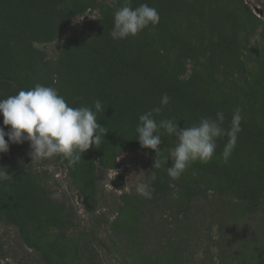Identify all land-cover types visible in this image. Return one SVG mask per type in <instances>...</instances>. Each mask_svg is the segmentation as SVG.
Wrapping results in <instances>:
<instances>
[{
	"label": "rangeland",
	"instance_id": "obj_1",
	"mask_svg": "<svg viewBox=\"0 0 264 264\" xmlns=\"http://www.w3.org/2000/svg\"><path fill=\"white\" fill-rule=\"evenodd\" d=\"M78 1L89 9L72 18L64 39L85 25L99 32L104 18H114L124 3ZM140 1L158 10L160 22L150 30L149 38L142 32L135 38L156 42L161 48L169 46L172 60L181 56L183 66L177 70V76L187 83L195 71L196 89L207 100L227 108L229 121H224V128L230 127L235 109H242V131L228 162L224 163L222 156L228 141L224 136L218 139L216 153L208 163L194 162L178 179L170 177V196L156 197L152 188L153 165L158 158L159 167L168 175L167 168L173 165L169 148L176 143L174 136L161 129L159 156L142 148L121 147L104 152L103 156L94 155L98 194L95 211L91 212L79 191L82 182L76 173L70 174L59 154L32 161L28 141L9 143L6 154L31 169L47 184L58 204L65 205V214L72 224L64 230L67 247L86 251L90 261L82 264H140L143 260L135 261V251L127 250L126 245V240L141 235L139 228L152 229L163 241L159 248H153L156 253L148 263L264 264V29L247 11L251 9L264 20V0ZM64 39L41 48L50 58L55 57ZM136 110L130 118H136ZM130 118L124 125V134L136 139V130L131 129L135 120ZM165 118L172 115L166 114L161 120ZM0 127H5L2 114ZM113 164L115 168H106ZM140 185L145 186L143 193L137 191ZM182 185L195 186L206 196L190 200ZM251 189L263 198L258 207L244 200V193ZM58 232L55 229L52 234ZM172 236L175 243L165 244ZM185 238L187 242L181 246ZM111 240L118 242V248ZM0 245L6 250L3 264L39 261V256L27 249L12 226L0 224ZM92 250L95 252L90 254ZM70 263L77 264L74 260Z\"/></svg>",
	"mask_w": 264,
	"mask_h": 264
},
{
	"label": "trees",
	"instance_id": "obj_2",
	"mask_svg": "<svg viewBox=\"0 0 264 264\" xmlns=\"http://www.w3.org/2000/svg\"><path fill=\"white\" fill-rule=\"evenodd\" d=\"M140 4L145 3L134 0L132 7ZM88 9L78 0L71 3L66 0H0V99L15 95L21 89H31L39 83L56 88L72 107L89 106L94 109L97 99L102 102L104 111L98 113L97 119L108 133L98 148L90 147L76 164H70L63 154H59L70 174L76 173L82 182L79 191L88 211L94 212L98 194L94 155L103 156L104 152L110 153L119 147L122 150L142 148L134 136L124 134V125L134 110L137 109V116L130 118L135 120L131 125L132 131L139 124V115L159 107L165 93L171 99L161 114H154L157 121L169 114L178 120V128H183L198 123L201 117L215 118L218 111L224 113L225 122L229 118L226 107L207 100L196 89L195 71L190 82L180 80L176 72L183 66L181 56L172 60L169 46L161 48L156 42L137 40L135 36L114 40L110 35L114 27L111 16L104 18L99 32H93L90 26L85 25L64 39L72 18ZM247 11L264 29V20L251 9L247 8ZM154 27L141 31L145 38L150 37V30ZM60 39L64 42L59 53L50 58L41 46ZM142 149L156 155L151 149ZM114 165L106 168H115ZM154 165V196L167 198L171 194L173 180L161 167ZM0 166L6 167L13 177L0 182V224L17 229L20 241L39 256L36 264H71L72 260L82 264L90 261L85 250L67 247L64 230L71 228V220L65 214L68 212L65 205L58 204L47 184L9 154L0 153ZM181 188L190 200L206 196L195 186L182 185ZM243 196L255 207L264 198L253 189ZM55 229L59 232L53 235ZM139 233L141 235L126 240L127 250L135 251V261L139 258L143 260L140 264H147L156 253L153 248H159L163 241L152 233V229L139 228ZM181 242L183 246L187 238ZM173 243L174 236L165 242L168 245ZM111 244L118 248L117 241L111 240ZM5 252V247L0 245V264H3ZM94 252L92 250L90 254Z\"/></svg>",
	"mask_w": 264,
	"mask_h": 264
},
{
	"label": "clouds",
	"instance_id": "obj_3",
	"mask_svg": "<svg viewBox=\"0 0 264 264\" xmlns=\"http://www.w3.org/2000/svg\"><path fill=\"white\" fill-rule=\"evenodd\" d=\"M160 22V14L155 7L140 4L133 8L131 0H124L123 6L114 13V27L110 35L114 40L136 36L150 25ZM165 93L160 106L139 115L136 127L137 138L142 148H148L159 156L161 150V129L176 138L174 147L169 148L172 167L167 168L168 175L178 179L194 162L208 163L215 155L218 139L227 136L228 141L222 153L227 163L234 150L238 133L242 131V109L237 107L232 115L231 125L224 128V113L218 111L215 118L201 117L198 123L190 127L178 128V120L165 118L157 121L164 106L170 102ZM104 111L100 100L93 107H72L54 87L36 84L28 90H19L15 95L0 99V114L3 125L0 127V153H7L9 143L30 142L32 161L54 154H63L70 164L79 163L82 154L90 147L101 144L108 133L105 126L98 123L97 115ZM7 137V140L5 139ZM157 158L154 167H159ZM13 177L6 167L0 166V182ZM145 186L140 185L138 192L143 193Z\"/></svg>",
	"mask_w": 264,
	"mask_h": 264
},
{
	"label": "water",
	"instance_id": "obj_4",
	"mask_svg": "<svg viewBox=\"0 0 264 264\" xmlns=\"http://www.w3.org/2000/svg\"><path fill=\"white\" fill-rule=\"evenodd\" d=\"M255 11H256V12H258V11H259V9H257V8H256V9H255Z\"/></svg>",
	"mask_w": 264,
	"mask_h": 264
}]
</instances>
